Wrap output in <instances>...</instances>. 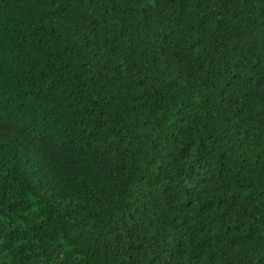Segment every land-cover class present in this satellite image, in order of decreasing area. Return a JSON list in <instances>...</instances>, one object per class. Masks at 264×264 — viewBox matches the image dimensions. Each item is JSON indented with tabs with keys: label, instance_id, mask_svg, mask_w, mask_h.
Returning a JSON list of instances; mask_svg holds the SVG:
<instances>
[{
	"label": "trees",
	"instance_id": "1",
	"mask_svg": "<svg viewBox=\"0 0 264 264\" xmlns=\"http://www.w3.org/2000/svg\"><path fill=\"white\" fill-rule=\"evenodd\" d=\"M0 264H264V0H0Z\"/></svg>",
	"mask_w": 264,
	"mask_h": 264
}]
</instances>
